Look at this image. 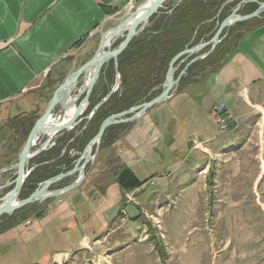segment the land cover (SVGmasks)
Segmentation results:
<instances>
[{
  "label": "rangeland",
  "instance_id": "1",
  "mask_svg": "<svg viewBox=\"0 0 264 264\" xmlns=\"http://www.w3.org/2000/svg\"><path fill=\"white\" fill-rule=\"evenodd\" d=\"M165 5L166 2L159 9H164ZM136 6L137 2L134 3L131 11ZM256 7L257 5L254 9ZM239 13L244 14L241 8ZM263 19L264 12L249 20L241 21L244 22L242 26L233 27L228 35L224 34L220 37L214 57L201 65L192 67L187 74L185 71L183 73L185 81H192L193 78L203 79L214 72L220 62L232 53L237 34L245 28L261 23ZM119 21H114L110 25L118 24ZM122 39L123 35L119 36L112 47L117 46ZM206 40L208 39L193 42L191 46ZM97 42L98 37L95 44ZM209 48L210 46H206L183 61L177 62L175 74L181 71V66L186 65L194 55L205 52ZM191 64L188 67H191ZM114 69L115 74L110 90L119 72L115 66ZM120 81L119 78L116 90L119 88ZM52 84V81L48 82L49 86ZM80 85L81 82L77 86L78 89ZM102 85L105 86L106 81L102 82ZM53 88L49 90L45 99L51 95ZM173 91L175 89L172 93ZM157 106L159 104L150 108L135 121H143L151 117L152 109ZM124 109L127 108L113 113ZM57 110L58 108H55L53 115H57ZM42 111L43 105L36 111L22 110L18 114L9 111L0 114V185L14 179L16 173L14 165L18 160L19 152L30 127ZM88 115L89 113L84 112V119L80 123L72 129L55 134L49 146H52L57 137L60 140V135L65 131L74 130L75 135L80 134L85 125L84 121H89ZM135 121L111 125L112 128L108 131L105 142L101 145L100 141L98 147H93L95 155L86 165V171L104 164L116 172L119 171L123 166L124 154H120L121 157H119L113 150L110 151V144L133 128L136 125ZM253 122L242 121L238 129L222 133H219L216 127L218 134L214 140L199 144L192 151L189 150V144L192 143L182 141L179 136L174 144L165 142L158 144L157 138H154L155 142L152 141L157 134L154 131L151 133V130L148 131L146 138L138 135L135 142L132 138V158L139 157L131 161V169L137 178L143 181L140 190L133 195V199L145 212L144 217H135L131 221L122 223L120 227L119 221H105L101 229L98 231L95 229V231L99 238L103 239L104 244L111 243L110 247L102 250L103 246H101L99 250L89 251L76 249L65 259L64 264H264V133L260 131L261 126L258 125L260 121H257L256 125H253ZM137 131H133L134 137ZM150 135L152 138L149 137ZM45 139L46 135H42L33 150ZM111 140L113 141L107 144ZM134 144L140 147L136 152L133 150ZM204 147H209L210 153H207ZM138 151L144 157H141ZM141 152H144L143 155ZM80 153L76 145L68 151L71 156L74 154L79 156ZM112 155L114 158H111ZM208 163L209 170L205 171ZM27 169L30 171L29 164ZM97 174L95 176L98 181L99 173ZM151 176L158 179L154 185L149 184ZM76 177L77 173H74L57 181L50 185L49 190L62 187ZM90 181H94L93 178ZM10 187L0 189V203ZM111 193V202L118 200V192L113 190ZM66 195L68 194H60L30 203L17 209L13 216H11L12 213L7 214V217L0 221V225L1 227L8 225L15 219H23L21 221L23 223L40 213L41 209L59 203ZM25 196L27 195L21 194L18 198ZM55 223L57 222L53 221L43 227L44 232L40 234L38 232V236L30 242L15 234L10 241L16 243L11 248L0 251V264H44L56 248L60 247L59 243L55 244L60 239L57 236L70 235L74 243L81 235L79 228L66 229L64 232L50 229ZM99 224L98 220L90 223L95 228ZM50 238L54 241L50 242ZM3 244L0 240V247ZM63 247L64 245H61V248ZM158 248L164 253V257L159 256Z\"/></svg>",
  "mask_w": 264,
  "mask_h": 264
},
{
  "label": "crops",
  "instance_id": "2",
  "mask_svg": "<svg viewBox=\"0 0 264 264\" xmlns=\"http://www.w3.org/2000/svg\"><path fill=\"white\" fill-rule=\"evenodd\" d=\"M135 2L138 6L145 0H0V114L36 111L41 105L44 111L55 88L94 54L100 31L117 25L110 24L131 11ZM49 81L53 86L48 85ZM52 87L51 95L45 99ZM222 101L231 116L227 131L238 129L242 121H254L253 125L260 121L258 125L264 133V19L242 31L228 60L220 68L206 78L193 80L180 89L177 87L152 109L151 117L135 121L133 128L110 144V151L119 157L124 154L119 171L105 164L87 170L82 185L62 193L68 194L62 201L41 209L40 215L0 234L5 244L0 251L16 243L10 241L15 234L30 242L53 221L57 223L50 229L64 232L79 228L81 235L74 243L70 235L57 236L60 239L55 244L59 243L60 247L44 264H64L76 249L99 250L101 246L102 250L108 249L111 243L104 244L96 234L105 221H119L120 227L145 214L133 199L141 185L124 188L118 183L120 172L126 168L132 170L131 161L139 157L132 158L131 139L135 142L138 135L146 138L151 130L157 134L153 138L149 136L152 141L157 138L158 144H174L179 136L182 141L192 143L189 144L192 151L217 136L211 107ZM135 130L138 131L134 137ZM139 148L134 144V152ZM204 149L210 153L209 147ZM209 167L208 163L205 171ZM92 178L94 181H90ZM157 180L151 176L149 184L154 185ZM113 190L118 192L119 198L111 202ZM97 220L100 224L96 228L90 225Z\"/></svg>",
  "mask_w": 264,
  "mask_h": 264
},
{
  "label": "trees",
  "instance_id": "3",
  "mask_svg": "<svg viewBox=\"0 0 264 264\" xmlns=\"http://www.w3.org/2000/svg\"><path fill=\"white\" fill-rule=\"evenodd\" d=\"M170 1H164L166 2L164 9H158L150 17L148 26L137 36L133 37L127 47L118 55L117 70L120 73L121 79L120 89L118 88L112 92L106 101L97 108H94L110 92V86L115 74L114 62L110 60L102 66L100 75L89 96L85 112L87 114L93 110V114L90 116L91 118H88L89 121H84L85 125L81 133L75 135L74 130L63 132L60 135V140L57 137L53 141L52 146L30 159L28 163L30 172L22 185L19 196L21 194L29 195L39 182L57 173L71 169L78 154L71 156L68 154V151L75 145L78 152L82 151L86 143L97 132L100 122L106 116L114 111L147 101L155 93L158 94L171 58L180 50L191 46L193 42L197 43L200 40L209 39L214 34L221 20L241 0H229L225 4L226 0ZM255 5H257V2L247 3L241 7V12L244 14L250 13ZM243 24L244 22H237L231 27L224 29L221 37L224 34L228 35L233 27L242 26ZM241 34L242 32L237 34V40ZM217 47L218 45L203 59L193 62L191 67L185 70V74L189 73L192 67L194 68L213 58ZM229 56L230 54L220 62L214 71L220 68L228 60ZM184 65H180V70L183 69ZM104 80L106 81V85L101 86V83L105 82ZM185 80V77L182 75L178 85L179 89L193 80H198V78H193L191 79L192 81ZM111 128L112 126L106 128L101 137V145L105 142V138ZM68 141L70 143L67 144ZM118 183L124 188H135L139 187L143 181L138 179L132 170L126 168L119 174ZM14 212L11 216L14 215ZM37 215H40V213ZM6 217L7 214L2 215L0 221H3ZM21 221L23 219H15L8 225H4L3 227L0 225V233ZM157 253L160 257H164V253L160 248L157 249Z\"/></svg>",
  "mask_w": 264,
  "mask_h": 264
},
{
  "label": "water",
  "instance_id": "4",
  "mask_svg": "<svg viewBox=\"0 0 264 264\" xmlns=\"http://www.w3.org/2000/svg\"><path fill=\"white\" fill-rule=\"evenodd\" d=\"M165 0H145L144 3L138 5L134 10L128 11L118 18L119 23L114 27L100 31V37L97 48L94 54L69 75H67L63 81L55 88L52 96L48 100L43 113L35 120L30 128L24 145L22 146L18 160L14 167H16L15 177L11 181H7L0 185V189L11 186L10 190L4 195L2 202L0 203V217L4 214H11L15 210L22 208L30 203L36 201H42L47 198L58 196L64 192L76 188L81 184L86 175V165L93 160L94 153L93 147L99 146L101 137L104 134L106 128L113 124L133 122L136 119L142 117L150 108L160 104L167 99L172 90L178 87L179 81L187 67L199 60L203 59L211 53V51L220 42V37L224 29L231 25L246 21L254 18L264 12V0H241L232 9L231 12L224 17L217 25L213 36L199 44L194 46L185 47L176 53L170 60L164 81L161 85L160 92L147 101L135 104L122 111L112 113L106 116L99 124L97 132L86 143L79 156L75 159L74 165L71 169L57 173L37 184V187L26 197L19 199L22 185L29 173L27 166L31 158L45 150L49 145L52 137L59 131L72 129L81 120L84 119L83 113L85 112L89 96L95 85L101 68L108 61L112 60L117 70V57L126 48L131 39L139 34L145 26L149 23L150 17L158 11ZM229 0L224 2L227 3ZM250 2H257V7L247 14H240V8ZM123 35L121 42L112 47L113 43L119 36ZM206 46H210L205 52L194 55L181 69V71L175 76L177 62H181L187 57L193 55L204 49ZM119 72L116 74L115 83L110 92L101 99L94 108H97L100 104L107 100L112 92H114L119 84ZM81 82L80 88L77 86ZM73 107L74 111L72 116L67 121L52 122L50 119L53 117L55 108H58L59 114L57 118L53 120H59L64 117L68 108ZM93 114V110L90 111L88 118ZM50 121V122H49ZM42 135H46V139L43 142H39L38 147L33 150L34 145ZM96 147V148H97ZM74 173H77L76 179L72 182L49 190L51 184L60 181Z\"/></svg>",
  "mask_w": 264,
  "mask_h": 264
},
{
  "label": "built area",
  "instance_id": "5",
  "mask_svg": "<svg viewBox=\"0 0 264 264\" xmlns=\"http://www.w3.org/2000/svg\"><path fill=\"white\" fill-rule=\"evenodd\" d=\"M211 117L213 118V121L216 123L219 133L227 131L228 123L230 121L231 116L227 110V106L225 102L223 101L218 102L211 107Z\"/></svg>",
  "mask_w": 264,
  "mask_h": 264
},
{
  "label": "bare ground",
  "instance_id": "6",
  "mask_svg": "<svg viewBox=\"0 0 264 264\" xmlns=\"http://www.w3.org/2000/svg\"><path fill=\"white\" fill-rule=\"evenodd\" d=\"M152 0H149V2H151ZM88 106V105H87ZM73 111H74V108L73 107H70V108H68L67 109V111H66V114L64 115V117H61L59 120H53L52 118L50 119V121H52V122H56V121H67L71 116H72V113H73ZM57 118V117H56ZM49 121V122H50ZM30 172V171H29ZM29 174V173H28Z\"/></svg>",
  "mask_w": 264,
  "mask_h": 264
}]
</instances>
